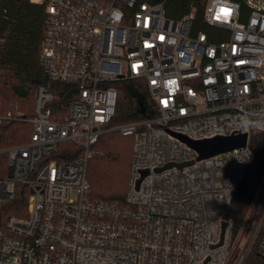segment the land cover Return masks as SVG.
<instances>
[{"label": "built area", "instance_id": "1", "mask_svg": "<svg viewBox=\"0 0 264 264\" xmlns=\"http://www.w3.org/2000/svg\"><path fill=\"white\" fill-rule=\"evenodd\" d=\"M29 2L46 13V76L76 94L65 115L52 107L50 84L40 85L33 118L0 116L32 125L28 142L0 149L10 169L0 176V207L18 183L29 189L26 216H0V264H246L253 250L249 264H264V202L240 247L226 218L251 136L264 131V0H245L246 21L239 3L208 0L204 20L220 41L197 26L195 10L170 14L168 0ZM128 80L144 83L146 116L112 126L115 84ZM244 118L257 126L243 127ZM111 132L133 138L124 203L89 197L91 148ZM243 134L244 147L201 159L182 138ZM65 143L84 154L60 161Z\"/></svg>", "mask_w": 264, "mask_h": 264}, {"label": "trees", "instance_id": "2", "mask_svg": "<svg viewBox=\"0 0 264 264\" xmlns=\"http://www.w3.org/2000/svg\"><path fill=\"white\" fill-rule=\"evenodd\" d=\"M240 4L241 21H246L251 9L245 0H232ZM208 0H168L172 5L169 13L186 15L195 10L196 24L211 40H224L226 36L208 26L205 22V7ZM45 9L29 0H0V116L11 111L21 112L25 118L34 117L36 89L40 85L50 84L56 98L52 107L64 109L65 115L76 94V85L51 82L41 63V45L45 37ZM118 89L116 116L111 125L119 126L145 118L141 108H148V96L142 81L128 80L115 84ZM64 119L66 117H52ZM32 135V125L28 121H9L0 123V149L26 143ZM101 145V154L89 158L87 178L89 197L94 202L124 203L130 180L133 155V138L119 132L103 135L92 146ZM252 158L242 183L233 192L232 204L226 215L233 223V238L248 231L251 226L253 201L264 177V131L254 132L250 140ZM126 152V155H125ZM84 154L82 148L65 143L61 145L57 157L60 161L74 160ZM56 157V156H55ZM127 158L125 169L116 184L109 167L106 165L118 159ZM10 174L5 155L0 156V176ZM29 189L26 185H16L15 196L0 207V216L24 217L27 214ZM253 250L246 262L256 259ZM258 259V258H257Z\"/></svg>", "mask_w": 264, "mask_h": 264}, {"label": "water", "instance_id": "3", "mask_svg": "<svg viewBox=\"0 0 264 264\" xmlns=\"http://www.w3.org/2000/svg\"><path fill=\"white\" fill-rule=\"evenodd\" d=\"M141 112H144V108H141ZM192 148L199 153V159L208 158L217 154L225 153L235 148L244 147L247 143V136L245 134L230 137H217L210 140L193 142L185 139ZM226 223L223 224L225 228Z\"/></svg>", "mask_w": 264, "mask_h": 264}, {"label": "rangeland", "instance_id": "4", "mask_svg": "<svg viewBox=\"0 0 264 264\" xmlns=\"http://www.w3.org/2000/svg\"><path fill=\"white\" fill-rule=\"evenodd\" d=\"M102 150H103L102 146L97 144L91 150V154H92V156L97 155V154H101ZM125 155H126V152H125ZM126 163H127V158H124L123 160L118 159L115 162H112L110 164L107 163L106 165L109 167L110 173L113 177V179H111V178H108V179L112 180V182L115 181V183L117 184L119 182V179H120L124 169H125ZM89 184H90V182H89ZM253 202H254V205H253L252 209H254V212L251 213V219H252L251 225L252 226H251V228H249L248 231H246L240 235V237L237 240L238 247L243 245L246 242V240L248 239V237L251 233L253 224L255 222L256 216L258 215V211H260V208L264 202V177H263L262 182H261V184H260V186L256 192V195H255Z\"/></svg>", "mask_w": 264, "mask_h": 264}, {"label": "clouds", "instance_id": "5", "mask_svg": "<svg viewBox=\"0 0 264 264\" xmlns=\"http://www.w3.org/2000/svg\"><path fill=\"white\" fill-rule=\"evenodd\" d=\"M242 126L243 127H256L257 126V122L254 121V120H250L248 118H244Z\"/></svg>", "mask_w": 264, "mask_h": 264}]
</instances>
